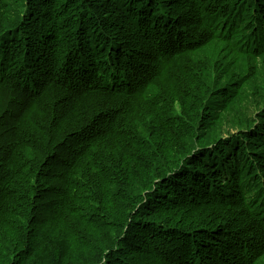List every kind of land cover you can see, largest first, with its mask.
I'll return each instance as SVG.
<instances>
[{
    "label": "trees",
    "instance_id": "1",
    "mask_svg": "<svg viewBox=\"0 0 264 264\" xmlns=\"http://www.w3.org/2000/svg\"><path fill=\"white\" fill-rule=\"evenodd\" d=\"M222 5L241 68L184 39ZM263 134L264 0H0V264L122 216L101 264H264Z\"/></svg>",
    "mask_w": 264,
    "mask_h": 264
},
{
    "label": "rangeland",
    "instance_id": "2",
    "mask_svg": "<svg viewBox=\"0 0 264 264\" xmlns=\"http://www.w3.org/2000/svg\"><path fill=\"white\" fill-rule=\"evenodd\" d=\"M232 57L233 64H238L241 68V65H243V58L241 55L237 51H234ZM262 107H260V109H262ZM258 125L259 123L256 121L255 127ZM228 128H230V126H228ZM232 133L235 135L234 132ZM260 140L264 143V134L260 136ZM257 143L258 141L256 140H253L252 143L250 141L246 142L248 149L244 153V157L249 161V165L252 162L251 157L254 155V153H252V148H254ZM172 158L173 156L165 158L164 160L172 161ZM125 221L124 216H122L119 221V229L112 235L108 233L94 234L90 231H84L82 233L84 240L81 243L63 240V238L59 239L57 246H54L56 250L54 252L61 255L60 264H101L102 259L110 252L113 245L117 242V236L120 231L125 230ZM199 223L201 224V222ZM33 264H40V259H35Z\"/></svg>",
    "mask_w": 264,
    "mask_h": 264
}]
</instances>
